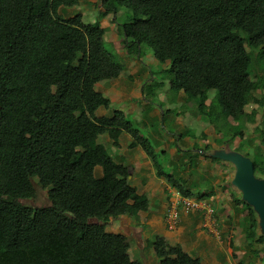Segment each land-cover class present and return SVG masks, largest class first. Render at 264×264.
Returning <instances> with one entry per match:
<instances>
[{
    "label": "trees",
    "instance_id": "1",
    "mask_svg": "<svg viewBox=\"0 0 264 264\" xmlns=\"http://www.w3.org/2000/svg\"><path fill=\"white\" fill-rule=\"evenodd\" d=\"M98 3L113 17L123 9L131 13L130 22L120 25L124 47L144 45L168 63L172 91H183L190 101L214 91L231 118L254 123L257 113H246V107L256 90L254 65L264 66V0ZM78 4L0 0V264H141L129 258L126 238L106 227L145 211L147 199L97 140L125 132L131 148L140 146L154 163L156 157L121 112L96 117L110 103L95 85L117 78L121 67L104 47L103 29L84 23L80 14L62 16ZM258 90V109L264 110V78ZM258 132L260 145L250 159L254 174L264 178V160L259 169L256 160L264 158V130ZM235 137L242 140L243 132ZM96 167L101 177L94 175ZM37 188L48 205L23 204L37 198ZM237 202L248 208L246 232L253 239L257 217L241 198ZM256 242L262 245L263 236ZM152 247L160 264H201L161 238Z\"/></svg>",
    "mask_w": 264,
    "mask_h": 264
},
{
    "label": "crops",
    "instance_id": "2",
    "mask_svg": "<svg viewBox=\"0 0 264 264\" xmlns=\"http://www.w3.org/2000/svg\"><path fill=\"white\" fill-rule=\"evenodd\" d=\"M98 12L99 19H95L93 12L88 23L104 30V41L111 44L119 56V61H116L114 55L116 62L113 61L120 67L125 65V68H121L117 78L95 85V90L110 103L109 108H98L95 115L108 118L118 111L126 120L139 119L140 131L152 136L155 146L149 143L156 157L154 163L140 146L131 148L133 139L125 132L115 140L107 134L98 138V143L104 146L112 160L128 170L129 184L136 193L147 199L145 211L136 216L125 214L111 220L106 232L124 236L129 244V258L141 264H160L152 247L155 237L163 239L171 247H179L190 257L199 259L201 264H261L264 244L256 242L257 237L262 236L259 220L257 218V236L249 239L246 228L250 222L245 219L247 211L237 202L241 195L231 184L235 168L219 157L222 153H237L239 150L240 144L236 149L230 142L233 135L230 139L224 138L225 128L236 126L239 120L231 118L218 104L215 95L212 96L213 91H203L198 99L197 112L191 111V101L183 91L170 89L169 78L161 81L166 82L164 87L157 76H152L149 67L159 66V63L151 51H147L149 57L142 59L141 48L126 49L120 25L115 23L116 17L102 9ZM149 83L158 87L157 93L148 89ZM213 111L221 112L223 117ZM250 112L253 110L246 109V113ZM212 114H217L223 125L213 122ZM164 119L172 125L166 132L163 131ZM143 133L140 132V136L148 140ZM94 175L102 176L100 167L95 168ZM181 191L189 193L188 198L205 201L213 209L211 222L215 234L203 227V211L185 212L181 205L176 209L177 227L172 231L167 229L166 217L174 192L181 194ZM242 219L245 222L244 234Z\"/></svg>",
    "mask_w": 264,
    "mask_h": 264
},
{
    "label": "rangeland",
    "instance_id": "3",
    "mask_svg": "<svg viewBox=\"0 0 264 264\" xmlns=\"http://www.w3.org/2000/svg\"><path fill=\"white\" fill-rule=\"evenodd\" d=\"M78 1H79L78 6H76L74 8H68V9L66 8L64 10L65 13L62 16L63 17L64 16L65 17H73L75 15L80 14L82 16V20L84 21V23H88V21L92 19V15H93V12H94V14L96 15V18H95V15L93 17L95 19H99L97 17L99 15L98 10H99V8L101 9V7H100L99 3L96 2V0H78ZM82 13H83V15H82ZM120 15H123V17L120 16ZM132 18L133 17L131 15V13L128 10L123 9L117 15V17L115 19V23H117L119 25H122L121 22L123 24L124 23H128V22H130V20ZM104 47H105L106 51L111 54V56H112L114 61H115V59H114L115 57H116V61H119V56L116 55V53H115L116 51L114 50V47L113 48L111 47V44H108V42L105 41ZM246 50L249 51L248 48H246ZM147 51H149V49L146 46L142 45L141 46V51H140V55H141L142 59L145 58V57H149L150 56V53H147ZM114 55H115V57H114ZM158 63H159V66H155V67L150 66L149 67L150 70H152V73H153L152 76H157V78H158L160 83H162L161 82L162 80H164V79L166 80L167 78H169V80H171L172 76H171V74L168 71L169 70V67H168L169 64L168 63H160V62H158ZM121 68L124 69L125 65H123V67H121ZM144 71L148 72L147 70H143V72ZM251 78H252V81H253V84H254V88H256V90L253 93V97H254L253 102L246 109H247V111L256 110L257 114H256V117H255V122L254 123H248L247 122L245 124V121H244L241 124L239 123L236 126L230 127V129L225 128V130H226L225 134L226 135L224 137L225 139H230L232 137V135H234V133L236 131L237 132L242 131L243 135H244L242 140H240L238 137H236V138H233L234 140L232 139V141H230V142L233 143V146L236 147V149L239 146V144H241V146L244 145L243 147H239V150L237 149L236 152L241 154V155H243V156H245V157H246V155H248L249 156L248 158H252V156L254 154L253 146L260 145V137H258V135H259L258 131H263L264 130V110L263 109H261V110L258 109V101H257V99L261 95L260 90H258V86L260 84V80L262 78H264V66L260 62H256L255 63L254 70H253V73L251 75ZM162 84H163V86L165 85L164 87H166V82H163ZM157 88L158 87H156L153 84L149 83L148 89L151 90L152 92L157 93L156 92ZM210 92H212V91H210ZM213 95H215L214 91L212 92V96ZM213 100H214V98H213ZM214 102H216V101L214 100ZM197 103H198V100L191 101V104H192L191 108H190L191 111L197 112V108H198V104ZM218 107H219V105H218ZM210 109L214 110L213 107H211ZM213 112H215V113H217V114H219V115H221L223 117L221 112H216V111H213ZM174 114H175V112H174ZM217 114H212L211 117H210V118H212L211 120L213 122H215L216 124L223 125L222 121H220V117ZM170 117H172V115H170ZM129 121L131 122L132 126L135 129H137L139 132H141V134L144 132V131H140L141 127H140V120L139 119L138 120L129 119ZM163 125H164V129H163L164 132L168 131V127L172 126L171 124H167L166 123V119H164ZM171 132H173V131H171ZM174 134H176V132ZM144 135H145L144 137L148 138L149 142L153 146L154 143L152 141V136H149L148 133H146ZM249 139H253L254 140L253 143H252V147L251 146H247V144H246V141H248ZM233 141H235V142H233ZM259 157L256 155V158H257L256 160H257V164H258L257 168L258 169H259L260 161L264 160L263 157H260V158ZM254 175H255V177H257L259 179H264L263 177H259L258 170L255 172ZM37 191H38V194H37V198L35 200L30 201V202H23V204H25V205L29 204V205H31L33 207L47 206L48 202H47V199H46L45 191L39 190L38 188H37ZM241 205H242L244 211H248V208L245 207L246 205H244V204H241ZM242 222H244L243 219H242ZM242 227L244 229V230H242V234H244V232L246 231L245 230V222L242 223ZM263 254H264V252H263ZM253 261L257 262L256 259H253ZM253 264H255V263H253ZM261 264H264V259L261 262Z\"/></svg>",
    "mask_w": 264,
    "mask_h": 264
},
{
    "label": "water",
    "instance_id": "4",
    "mask_svg": "<svg viewBox=\"0 0 264 264\" xmlns=\"http://www.w3.org/2000/svg\"><path fill=\"white\" fill-rule=\"evenodd\" d=\"M219 157L234 166L231 184L240 193L242 201L257 215L264 244V179L255 177L253 163L248 157L234 152L222 153Z\"/></svg>",
    "mask_w": 264,
    "mask_h": 264
},
{
    "label": "built area",
    "instance_id": "5",
    "mask_svg": "<svg viewBox=\"0 0 264 264\" xmlns=\"http://www.w3.org/2000/svg\"><path fill=\"white\" fill-rule=\"evenodd\" d=\"M181 205L185 212H197L203 211V227L206 228L210 233L215 234L211 219L213 217V209L205 202L196 198L182 197L178 192H174L173 200L171 203L170 211L166 217V227L172 231L177 227V206Z\"/></svg>",
    "mask_w": 264,
    "mask_h": 264
}]
</instances>
